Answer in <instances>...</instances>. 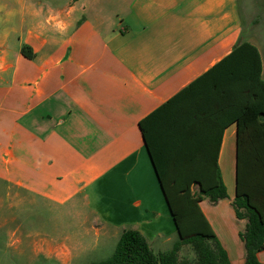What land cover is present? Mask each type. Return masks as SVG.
Returning a JSON list of instances; mask_svg holds the SVG:
<instances>
[{
    "label": "crops",
    "instance_id": "0c3cea01",
    "mask_svg": "<svg viewBox=\"0 0 264 264\" xmlns=\"http://www.w3.org/2000/svg\"><path fill=\"white\" fill-rule=\"evenodd\" d=\"M57 1L0 0V264H99L128 229L156 253L177 228L140 121L243 41L264 77L256 0ZM237 132L218 155L228 197L200 206L244 264Z\"/></svg>",
    "mask_w": 264,
    "mask_h": 264
},
{
    "label": "trees",
    "instance_id": "16d2710c",
    "mask_svg": "<svg viewBox=\"0 0 264 264\" xmlns=\"http://www.w3.org/2000/svg\"><path fill=\"white\" fill-rule=\"evenodd\" d=\"M222 64L233 69L224 77L217 72ZM233 123L238 127L233 204L237 216L248 220L241 233L244 264H264L257 258L264 250V77L260 50L250 41L140 121L180 240L157 254L142 233L128 229L113 255L99 264H231L200 202L228 197L218 155L224 129ZM185 244L194 248L195 260L180 259Z\"/></svg>",
    "mask_w": 264,
    "mask_h": 264
},
{
    "label": "rangeland",
    "instance_id": "374dc122",
    "mask_svg": "<svg viewBox=\"0 0 264 264\" xmlns=\"http://www.w3.org/2000/svg\"><path fill=\"white\" fill-rule=\"evenodd\" d=\"M57 3L60 6L69 5L70 0H58ZM257 3V4H256ZM255 3V13L256 18L258 19V29L257 34L259 38V42L261 45V49L264 55V0H256ZM246 30H250V24H246ZM193 192L197 195L199 193L198 186L193 188ZM180 240L177 229L173 232H168L165 236L161 238V240L156 241L154 243V249L157 254L162 252H168L173 249L174 244ZM180 259L189 258L191 260H195L197 258L196 252L191 244H185L182 246L179 252Z\"/></svg>",
    "mask_w": 264,
    "mask_h": 264
}]
</instances>
